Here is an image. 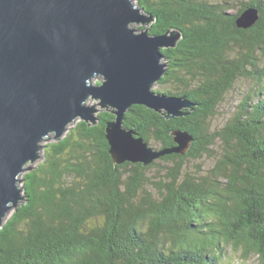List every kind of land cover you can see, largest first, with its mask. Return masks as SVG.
I'll return each instance as SVG.
<instances>
[{"label":"trees","instance_id":"1","mask_svg":"<svg viewBox=\"0 0 264 264\" xmlns=\"http://www.w3.org/2000/svg\"><path fill=\"white\" fill-rule=\"evenodd\" d=\"M136 1L154 18L151 35L181 32L175 48L162 49L166 71L154 92L191 108L167 119L133 105L124 127L158 152L177 146L173 132L188 133L191 150L115 166L106 139L115 117L79 122L45 146L44 166L24 175L23 203L0 227V264H225L229 248L264 264V0H246L237 13L235 0ZM249 8L259 19L240 29ZM239 81L250 89L213 130ZM218 143L223 151L207 174L187 169Z\"/></svg>","mask_w":264,"mask_h":264},{"label":"water","instance_id":"2","mask_svg":"<svg viewBox=\"0 0 264 264\" xmlns=\"http://www.w3.org/2000/svg\"><path fill=\"white\" fill-rule=\"evenodd\" d=\"M135 1L0 0V227L23 203L22 175L40 159L43 144L60 140L78 119L97 125L98 106L115 117L106 123L115 166H148L191 150L188 133L173 132L177 146L158 152L124 127L133 105L167 119L191 108L184 98L153 90L166 71L162 49L175 48L181 32L153 36L149 28H133L154 22ZM258 19L249 8L236 24L248 29ZM90 100L99 103L89 106Z\"/></svg>","mask_w":264,"mask_h":264},{"label":"rangeland","instance_id":"3","mask_svg":"<svg viewBox=\"0 0 264 264\" xmlns=\"http://www.w3.org/2000/svg\"><path fill=\"white\" fill-rule=\"evenodd\" d=\"M244 2H246V0H235L234 5H233V10H231V12L237 13L239 7ZM150 26L151 25L143 26L142 24H140V25L134 24L133 28H135V29H140V28L141 29H147V28H150ZM99 82H100V80L95 81V83H99ZM154 89H161V87L158 85H155ZM249 89H250V85L248 82L239 81L236 84V86L234 87V89L229 94L226 95L224 104L221 106L219 112L216 114V117H214L213 120L210 121V125H211V128L213 130L221 129L224 127V125L229 120V118L232 117V115L236 109V106H238L240 104V102H242L245 93ZM98 103H99V101L90 100L88 105L89 106H97ZM97 108L100 110V113L106 112V110H107V109H102L100 106H98ZM81 121H83V120L78 119L75 124H73L71 127H69L68 131L63 135V137L61 139L65 138L70 133H73L75 130L74 128ZM60 140H56V138H52L43 144L44 147L42 149L40 159L36 163L30 164L28 166V169L22 175V180L24 179L25 174L30 173V172L34 171L35 169L40 168V166H44V164H45L44 163L45 162V150H46L45 146H47L50 143H56ZM151 146H153L155 149H159V145L155 142H152ZM222 151L223 150H222L221 143H218L210 155L205 156L200 160L189 161L187 163V169L189 171L194 172L195 174H201V175L207 174L214 167L215 162H216L217 158L221 155ZM161 171H162L161 167L157 166L155 168V170L153 172H151V175L154 177V179H158L162 175ZM151 175H150V177L153 179V177ZM23 184H24V181H22L20 183V187L22 189V196H24V191H23L24 185ZM148 191L151 193H154L157 196V194L153 190L149 189ZM12 212L10 214H12ZM225 264H260V261H259V257L257 255H254V254H252V256H250L248 258V260L247 259L243 260L242 256H241V252L237 253V252L232 251L229 248V249H227V259H226Z\"/></svg>","mask_w":264,"mask_h":264}]
</instances>
